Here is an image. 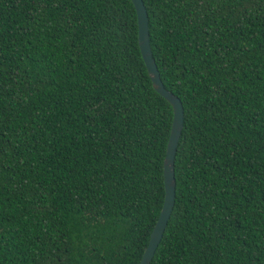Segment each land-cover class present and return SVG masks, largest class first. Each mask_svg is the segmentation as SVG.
<instances>
[{"label":"trees","instance_id":"16d2710c","mask_svg":"<svg viewBox=\"0 0 264 264\" xmlns=\"http://www.w3.org/2000/svg\"><path fill=\"white\" fill-rule=\"evenodd\" d=\"M183 106L149 264H264V0H143ZM171 104L131 0H0V264H138Z\"/></svg>","mask_w":264,"mask_h":264},{"label":"water","instance_id":"95a60500","mask_svg":"<svg viewBox=\"0 0 264 264\" xmlns=\"http://www.w3.org/2000/svg\"><path fill=\"white\" fill-rule=\"evenodd\" d=\"M134 4L138 22V44L153 88L162 95L172 106L173 118L166 152L163 161L164 199L157 220L150 232L138 264H149L162 239L168 219L175 201L174 158L176 147L183 127V106L180 98L164 87L160 74L152 56L149 42L148 16L143 0H131Z\"/></svg>","mask_w":264,"mask_h":264}]
</instances>
